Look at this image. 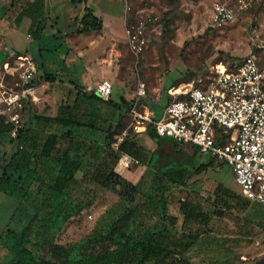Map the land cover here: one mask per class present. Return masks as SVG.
Here are the masks:
<instances>
[{
	"label": "rangeland",
	"instance_id": "obj_1",
	"mask_svg": "<svg viewBox=\"0 0 264 264\" xmlns=\"http://www.w3.org/2000/svg\"><path fill=\"white\" fill-rule=\"evenodd\" d=\"M27 1L0 0V83L14 85L13 78L4 73L3 67V62L12 52L29 53L38 60L39 66L41 50L44 52L47 67L42 64L40 74L56 68L54 73L59 80L40 87L38 99L27 103L23 117L24 128L38 130L44 137L50 132L64 134L71 129L75 136L88 140L104 139L110 132L114 140L116 135L128 128L130 116L127 110H120L113 101L119 102L122 97L135 100L139 81L147 85L146 101L162 112L178 91L209 78L217 64L233 67L250 53L256 54L264 63V0L222 28L212 26L211 0H102L95 1L93 7L105 12L106 32L115 35V40L106 47L101 57L91 60L96 66L100 64L101 72L107 68V74L93 75L92 82L84 85L80 78L82 59L76 56L72 47L65 45L63 36H58L59 40L54 37V16L59 14L55 3H63L67 9L74 7V4L70 1L64 3V0H41L43 16L39 24L30 17L22 18L18 23L19 12ZM130 23L140 24L145 29L147 47L140 54L131 50L124 34L125 26ZM36 31L40 33L37 39ZM93 36L86 34L71 39L80 46L83 42L89 44ZM102 47L97 44L90 48V53L96 55ZM103 78L113 83L112 102L78 96L77 89L92 93ZM36 115H74L81 121L94 123L95 127H67L56 121L36 118ZM128 136L141 146L149 144L150 152L156 151L157 144L148 134L138 135L128 129ZM12 139L15 138L11 133L0 136V173L14 147L22 149ZM157 150L164 159L181 158L180 153L186 151L195 154L196 163H206L207 166L203 171H192L184 185L166 180L162 182L159 179L161 172L157 171L153 162L148 161L134 165L120 174L117 181L106 186L95 183L93 179L73 182V198L89 206L64 224L56 242L68 245L81 241L95 228L105 227L111 214L125 206H137L136 216L126 227L128 232L137 235L161 222L160 214L166 201L171 203L170 212H175L179 200H187L197 204L200 209L215 210L216 215L210 222L207 234L241 240L236 249L238 259L230 264H241L242 261V264H254L263 258L264 205L252 201L246 211L240 212L225 207L220 200L216 202L212 199V193L219 183L240 193L231 168L226 164L209 162L208 154L197 153L189 146L177 144L174 148L171 144H165ZM78 178L82 179L83 173H79ZM131 184L137 186L133 201L127 198L129 195L120 193ZM10 186L16 188L15 185ZM18 204V197L0 190V264H13L22 254L20 232L23 225L19 223L14 233L9 231L13 229L12 213L17 212ZM181 224L179 221L172 228L171 234L177 238L182 235Z\"/></svg>",
	"mask_w": 264,
	"mask_h": 264
},
{
	"label": "trees",
	"instance_id": "obj_2",
	"mask_svg": "<svg viewBox=\"0 0 264 264\" xmlns=\"http://www.w3.org/2000/svg\"><path fill=\"white\" fill-rule=\"evenodd\" d=\"M26 3L19 12L18 23L22 18L30 17L39 24L43 16L42 1L28 0ZM80 24L78 33H83L101 29L103 21L88 8ZM36 33V38H39L40 33ZM42 79L48 82L59 80L54 72L44 70L40 74L39 66L36 81ZM76 91L78 96L103 100L95 92ZM105 101L113 100L110 98ZM113 103L120 110H126L132 100L122 97L119 102ZM35 117L56 121L67 127H95L94 123L81 121L74 115ZM11 130L12 125L0 115V136L11 133ZM148 135L157 144L156 151L151 154L129 136L116 149L112 145L110 132H107L104 139L88 140L75 136L71 129L64 134L50 132L45 137L38 130L26 127L21 129L12 141L16 140L22 149L14 147L2 169L3 174L0 173V190L19 198L17 212H13L11 218L13 229L9 231H16L19 223L23 225L20 232L23 240L20 248L22 254L13 264H230L237 260L236 249L241 240L207 234L210 222L216 215L215 210L200 209L197 204L187 200H179L175 212H170L171 203L166 201L160 214L161 222L153 229L137 235L126 230L138 212L137 206H125L121 211L111 214L105 227L95 228L81 241L68 245L56 242L64 224L89 206L73 198V182L93 179L95 183L106 186L117 181L120 174L115 171V166L122 152L139 158L143 163L153 162L157 171L161 172L159 179L162 182L166 180L184 185L192 171L200 172L206 168V163H196L195 154L186 151L181 152V158L178 159L162 158L157 149L165 144L175 148L177 141L159 135L154 129H150ZM79 173H83L80 180ZM124 189L127 190L120 193L129 195L127 198L133 201L137 186L131 184ZM212 199L216 202L220 200L225 207L240 212L246 211L252 202L222 183L212 193ZM179 221L182 222V235L177 238L171 233Z\"/></svg>",
	"mask_w": 264,
	"mask_h": 264
},
{
	"label": "built area",
	"instance_id": "obj_3",
	"mask_svg": "<svg viewBox=\"0 0 264 264\" xmlns=\"http://www.w3.org/2000/svg\"><path fill=\"white\" fill-rule=\"evenodd\" d=\"M260 1L211 0L212 26L225 27ZM144 30L135 23L124 28L127 43L136 54L147 47ZM3 67L4 73L13 78L14 85L0 83V115L12 125L11 135L17 138L24 129L27 103L38 99L40 87H45L48 81H36L38 60L29 53H11ZM113 87L112 81L104 78L94 92L101 99L110 100ZM175 95L162 112H158L146 101V83L139 81L136 98L126 109L129 126L115 136L112 145L118 149L128 136V129L137 134L154 129L181 146L208 154L214 163L228 165L240 194L264 205V63L250 53L233 67L217 64L209 78ZM142 164L139 158L122 152L115 171L124 174L134 165Z\"/></svg>",
	"mask_w": 264,
	"mask_h": 264
},
{
	"label": "crops",
	"instance_id": "obj_4",
	"mask_svg": "<svg viewBox=\"0 0 264 264\" xmlns=\"http://www.w3.org/2000/svg\"><path fill=\"white\" fill-rule=\"evenodd\" d=\"M30 1H34V0H30ZM66 1L72 2L74 4V7L70 6L67 9L66 8L67 5H64L63 3H60V4L58 2L55 3V5H57V7H58L57 12L59 11V14H57V16H54L55 17L54 21H53L54 25H55L54 37L57 38L58 36H63L65 39V43H66L65 45L72 47L74 49L76 56L80 57L82 59L83 71H82V73H80V75H81L80 78H81V82L84 85H86L85 83L92 82V80H93L92 77H94L93 75L105 76L107 74L105 72L107 68H104L101 72V68L99 66L100 64L96 66L91 60L94 58L101 57V55L104 54L103 52H104V50H106V47L108 48V46L114 42L115 35H112V34L109 35L106 32L107 22L105 20V12L104 11H97L93 7L95 5L94 4L95 1L100 2L102 0H76V1L75 0H64V3ZM88 8L90 10H92V12L96 16H98L102 19V21H103L102 28L98 29V30H89V31H86L83 33H78V28L81 26L80 19L82 18L83 14L85 12V9H88ZM112 14H113V12H112ZM86 34H89L90 37L94 35L92 37L93 39L90 41L89 44H87L86 42H83L79 46V45H77L76 42L73 41V39H71L73 36H76L78 38L79 35L81 36V35H86ZM94 38H96V39H94ZM57 40H59V38H57ZM86 44L88 45V47L85 46ZM97 44L103 45V47L100 51H97L96 55H92L90 53L91 52L90 48L96 46ZM39 48L41 50V46H39ZM41 55H42V61L40 63H41V65L43 64V66L45 65L47 67V64H45V63H47L46 58H45L46 55L44 54V52L42 50H41ZM93 64H94V66H93ZM41 65H40V67H42ZM55 69L56 68H54V70L52 69L50 71L55 72L56 71ZM83 89H85V88H83ZM147 134L148 133H143V134H138V135H147ZM143 145H144V148H146V151L149 154H151L152 151L150 152V149H151L150 145L149 144H143Z\"/></svg>",
	"mask_w": 264,
	"mask_h": 264
},
{
	"label": "water",
	"instance_id": "obj_5",
	"mask_svg": "<svg viewBox=\"0 0 264 264\" xmlns=\"http://www.w3.org/2000/svg\"><path fill=\"white\" fill-rule=\"evenodd\" d=\"M255 264H264V257L257 261Z\"/></svg>",
	"mask_w": 264,
	"mask_h": 264
}]
</instances>
